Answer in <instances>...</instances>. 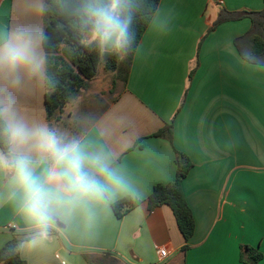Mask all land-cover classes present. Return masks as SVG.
<instances>
[{
	"label": "crops",
	"instance_id": "crops-1",
	"mask_svg": "<svg viewBox=\"0 0 264 264\" xmlns=\"http://www.w3.org/2000/svg\"><path fill=\"white\" fill-rule=\"evenodd\" d=\"M40 3L0 0V31L43 33ZM263 7L264 0L160 1L125 87L77 133L90 150L109 155L132 192L96 206L90 223L80 215L58 220L46 240L20 248L26 264H89L86 256L105 253L121 264H243L242 246L258 250L264 264V65L244 60L235 46L250 31L249 19L212 28L220 8ZM45 93L44 78L26 79L14 94L25 120L53 129ZM169 124L171 142L152 137ZM176 151L193 164L182 183L195 220L184 256L172 210L164 205L150 212L146 202L157 184L175 181ZM124 197L141 204L118 219L111 206ZM33 235L0 178V249L14 238L26 244ZM159 249L167 250L164 260Z\"/></svg>",
	"mask_w": 264,
	"mask_h": 264
},
{
	"label": "clouds",
	"instance_id": "clouds-1",
	"mask_svg": "<svg viewBox=\"0 0 264 264\" xmlns=\"http://www.w3.org/2000/svg\"><path fill=\"white\" fill-rule=\"evenodd\" d=\"M46 7L40 3L37 14ZM77 20L108 55L131 46L132 15L126 0H78ZM43 33L30 27L0 31V178L34 235L22 248L46 240L57 221L80 215L86 223L94 208L132 192L108 154L78 140L66 141L47 124H32L19 113L15 97L25 80H43Z\"/></svg>",
	"mask_w": 264,
	"mask_h": 264
},
{
	"label": "trees",
	"instance_id": "trees-1",
	"mask_svg": "<svg viewBox=\"0 0 264 264\" xmlns=\"http://www.w3.org/2000/svg\"><path fill=\"white\" fill-rule=\"evenodd\" d=\"M161 0H126V8L132 15L131 46L122 54L113 53L105 62L103 50L95 42H88L85 29L77 20L76 7L78 0H43L46 10L43 12V51L46 54V93L45 106L49 122L60 124L64 109L82 91L88 90L96 78L100 65L112 73L111 88L121 84L124 88L130 72L131 63L137 47L147 30ZM251 21L250 31L235 40V46L241 57L255 64L264 65V7L261 11L229 12L220 8L212 28L239 21ZM117 98L112 101L115 102ZM173 126L166 125L152 137L172 141ZM175 181L157 184L147 198V209L152 212L161 206H168L176 219L185 245L181 249L184 256L189 250L188 242L195 232L193 213L184 196L182 183L193 164L183 153L176 151ZM141 201L124 197L112 204V210L118 219L124 217ZM22 239L14 238L0 249V264H26L21 258ZM89 264H116L118 261L105 253L102 256L85 257ZM263 255L249 246L241 247L240 261L243 264H259ZM101 264V263H100Z\"/></svg>",
	"mask_w": 264,
	"mask_h": 264
},
{
	"label": "rangeland",
	"instance_id": "rangeland-1",
	"mask_svg": "<svg viewBox=\"0 0 264 264\" xmlns=\"http://www.w3.org/2000/svg\"><path fill=\"white\" fill-rule=\"evenodd\" d=\"M112 73L107 71L103 65L99 66L97 76L91 82L88 90L73 99L67 105V111L62 115L60 124H55L54 128L62 134L66 141L77 140V133L95 121L102 111L109 105L113 97L120 91L121 84L111 88ZM72 113V117L69 116ZM77 123V124H76ZM104 264L99 261L98 264ZM121 264V263H116Z\"/></svg>",
	"mask_w": 264,
	"mask_h": 264
},
{
	"label": "built area",
	"instance_id": "built-area-1",
	"mask_svg": "<svg viewBox=\"0 0 264 264\" xmlns=\"http://www.w3.org/2000/svg\"><path fill=\"white\" fill-rule=\"evenodd\" d=\"M159 256H160V260H164L167 257V250L159 249Z\"/></svg>",
	"mask_w": 264,
	"mask_h": 264
},
{
	"label": "water",
	"instance_id": "water-1",
	"mask_svg": "<svg viewBox=\"0 0 264 264\" xmlns=\"http://www.w3.org/2000/svg\"><path fill=\"white\" fill-rule=\"evenodd\" d=\"M103 56L105 62L110 58V55L106 54L105 52H103Z\"/></svg>",
	"mask_w": 264,
	"mask_h": 264
}]
</instances>
